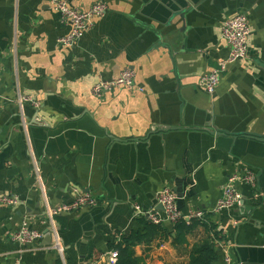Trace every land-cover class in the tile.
<instances>
[{
  "label": "crops",
  "instance_id": "0c3cea01",
  "mask_svg": "<svg viewBox=\"0 0 264 264\" xmlns=\"http://www.w3.org/2000/svg\"><path fill=\"white\" fill-rule=\"evenodd\" d=\"M66 1L107 5L72 48L57 44L70 28L49 0H0V194L20 199L0 205V264H109L123 237L147 232L143 213L158 209L164 188L183 215L203 211L204 220L191 221L200 223L184 245L150 234L134 257L189 264L192 248L208 243L213 264L227 255L264 264V0ZM238 14L248 18L249 57L227 65L209 95L200 80L227 57L221 25ZM124 69L132 88L92 95ZM246 169L256 186L237 183L242 202L211 213ZM77 192L97 205L52 228L46 211ZM24 219L41 234L31 245L12 241Z\"/></svg>",
  "mask_w": 264,
  "mask_h": 264
},
{
  "label": "built area",
  "instance_id": "2783aa9c",
  "mask_svg": "<svg viewBox=\"0 0 264 264\" xmlns=\"http://www.w3.org/2000/svg\"><path fill=\"white\" fill-rule=\"evenodd\" d=\"M49 5L54 10L60 21L68 25L69 33L57 40V44L63 47L72 48L83 34L93 27L96 19L102 18L107 12V5L103 2L93 4L87 10H79L69 5L66 0H49ZM250 29L248 18L244 14H238L231 19L225 20L221 25V37L228 47V55L219 67L203 76L200 80L202 87L212 95L219 82L220 77L226 71L229 64L237 61L246 60L249 57L248 37ZM134 72L131 69H124L118 78L114 80H99L92 88V95L96 98L114 91L118 88H132L134 86ZM27 101V99H24ZM257 178L254 171L246 169L241 175L231 176L222 188L220 199L216 202L213 210L210 212L218 214L222 211L229 210L242 202L243 196L237 189V183H244L250 187L256 186ZM20 199L16 196L0 194V205L6 207L16 206ZM156 206H161L162 211L156 207L143 213L152 224H171L172 226L181 220L188 224L192 220H204L203 211L191 212L183 215L177 207V197L174 192L164 188L156 194ZM97 205V200L92 198L88 193L77 192L74 200L70 203H61L46 211V218L50 226L54 228L53 219L61 215L74 213L81 208H92ZM137 214H141L140 208L135 207ZM41 238V234L29 227L27 219H24L20 228L13 234L12 241L20 245H31ZM54 249L59 256H63V248L56 243ZM117 252L109 254V264H116ZM226 264H231L229 255L225 257ZM12 264H22L15 261Z\"/></svg>",
  "mask_w": 264,
  "mask_h": 264
},
{
  "label": "trees",
  "instance_id": "16d2710c",
  "mask_svg": "<svg viewBox=\"0 0 264 264\" xmlns=\"http://www.w3.org/2000/svg\"><path fill=\"white\" fill-rule=\"evenodd\" d=\"M200 222L195 221L188 224L186 221L181 220L173 225L172 230H168L165 225H155L149 222L146 224L147 232L145 234L132 233L127 237H123L121 241L113 246V250L117 252L116 264H144L142 259L133 256V248L140 243L149 241L154 235L171 236L174 233L175 237L173 242L177 245H184L186 243V236L192 232L196 224ZM207 231L212 227L208 224H204ZM154 234V235H150ZM215 255L213 249L208 243L200 246H195L191 250L190 263L189 264H213Z\"/></svg>",
  "mask_w": 264,
  "mask_h": 264
},
{
  "label": "water",
  "instance_id": "95a60500",
  "mask_svg": "<svg viewBox=\"0 0 264 264\" xmlns=\"http://www.w3.org/2000/svg\"><path fill=\"white\" fill-rule=\"evenodd\" d=\"M158 210L162 211L163 209H162V207H161V206H158Z\"/></svg>",
  "mask_w": 264,
  "mask_h": 264
}]
</instances>
